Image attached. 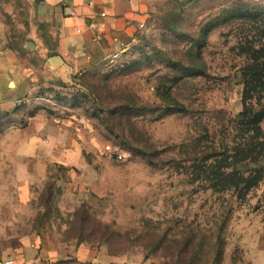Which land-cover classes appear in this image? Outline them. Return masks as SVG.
Here are the masks:
<instances>
[{"label": "rangeland", "instance_id": "rangeland-1", "mask_svg": "<svg viewBox=\"0 0 264 264\" xmlns=\"http://www.w3.org/2000/svg\"><path fill=\"white\" fill-rule=\"evenodd\" d=\"M144 1L118 69L64 83L43 8L0 0V264H264V0ZM43 114L90 127V168L22 164Z\"/></svg>", "mask_w": 264, "mask_h": 264}, {"label": "crops", "instance_id": "crops-1", "mask_svg": "<svg viewBox=\"0 0 264 264\" xmlns=\"http://www.w3.org/2000/svg\"><path fill=\"white\" fill-rule=\"evenodd\" d=\"M38 4L43 8L45 20L56 28L58 40L59 54L47 55L45 59L50 69L47 71V78L64 83L73 81V77L81 70L85 72L91 68L95 69L103 59L118 50L119 40L137 30L148 8L144 0H44ZM102 13L105 16H102ZM78 29L82 32L77 33ZM112 45L114 48L110 50L108 46L113 47ZM46 51L48 52L47 48ZM83 53H86V56H82ZM0 81V91L3 92L4 83ZM13 92L18 93V89ZM0 97H3L2 93ZM75 120L74 117L68 120H53L43 114V149L39 152L43 160L33 164L32 160L29 161L30 157H26L29 153L24 151V154H21L22 164L30 171L32 165H35V170L43 171V181L50 165L63 163L73 170L90 168L91 165L85 163V152L88 150V144L91 145V150L97 145L94 137L90 135V127H83V122L76 123ZM7 152L10 157V149H7ZM64 155L67 158H64ZM39 244L40 242L27 248L9 249L10 262L50 264L59 259L57 244L44 238L43 245Z\"/></svg>", "mask_w": 264, "mask_h": 264}, {"label": "built area", "instance_id": "built-area-1", "mask_svg": "<svg viewBox=\"0 0 264 264\" xmlns=\"http://www.w3.org/2000/svg\"><path fill=\"white\" fill-rule=\"evenodd\" d=\"M90 5H93V3H90ZM73 15L75 13H72ZM102 16H105L104 13H102ZM92 26V24H91ZM81 29L77 30V33H81ZM119 49L108 55L105 59H103L98 66L95 67L96 71H103V72H109L113 71L115 69H118V65L122 59V53L126 52L128 50V47L125 46L123 43H120ZM67 55V54H66ZM82 56H86V53H83ZM93 69V68H92ZM121 158V157H120ZM10 261H6L4 264H10Z\"/></svg>", "mask_w": 264, "mask_h": 264}, {"label": "water", "instance_id": "water-1", "mask_svg": "<svg viewBox=\"0 0 264 264\" xmlns=\"http://www.w3.org/2000/svg\"><path fill=\"white\" fill-rule=\"evenodd\" d=\"M37 3H43L44 0H35Z\"/></svg>", "mask_w": 264, "mask_h": 264}, {"label": "trees", "instance_id": "trees-1", "mask_svg": "<svg viewBox=\"0 0 264 264\" xmlns=\"http://www.w3.org/2000/svg\"><path fill=\"white\" fill-rule=\"evenodd\" d=\"M257 16H258V15H256V16H253V18H254V17H257ZM260 79H261V80H263V79H264V77H260Z\"/></svg>", "mask_w": 264, "mask_h": 264}]
</instances>
